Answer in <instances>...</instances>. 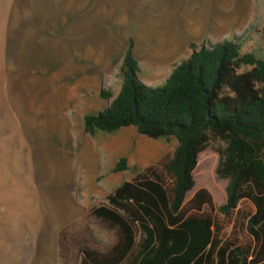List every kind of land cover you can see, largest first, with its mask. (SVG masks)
<instances>
[{"label": "rangeland", "instance_id": "374dc122", "mask_svg": "<svg viewBox=\"0 0 264 264\" xmlns=\"http://www.w3.org/2000/svg\"><path fill=\"white\" fill-rule=\"evenodd\" d=\"M129 39L138 78L152 87L191 43L231 40L264 61V0H0V264H81V249L105 252L117 237L92 208L140 173L170 186L174 138L84 130L83 117L120 89ZM219 144L210 138L198 154L183 211L193 213L189 201L204 189L219 237L245 242L253 206L216 211L226 186L215 173ZM121 157L127 169L115 173Z\"/></svg>", "mask_w": 264, "mask_h": 264}, {"label": "trees", "instance_id": "16d2710c", "mask_svg": "<svg viewBox=\"0 0 264 264\" xmlns=\"http://www.w3.org/2000/svg\"><path fill=\"white\" fill-rule=\"evenodd\" d=\"M189 48L165 82L152 87L138 78L129 39L117 95L111 99L101 91V98L111 99L108 106L83 117L90 136L132 126L150 139L172 137L176 147L165 166L169 187L156 175L140 173L108 194V205L91 209L117 237L105 252L81 249V264H264V61L240 53L231 40ZM210 138L220 143L215 173L226 180L225 201L216 211L228 217L242 200L254 208L244 225L245 242L219 237L206 190L190 199L193 213L183 211L197 156ZM126 169L121 157L113 172Z\"/></svg>", "mask_w": 264, "mask_h": 264}]
</instances>
